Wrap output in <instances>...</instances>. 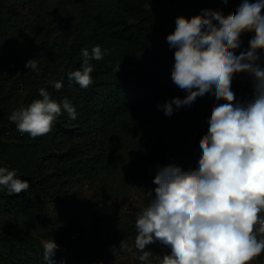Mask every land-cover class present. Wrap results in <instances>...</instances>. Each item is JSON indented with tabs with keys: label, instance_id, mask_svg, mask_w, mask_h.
Listing matches in <instances>:
<instances>
[{
	"label": "trees",
	"instance_id": "1",
	"mask_svg": "<svg viewBox=\"0 0 264 264\" xmlns=\"http://www.w3.org/2000/svg\"><path fill=\"white\" fill-rule=\"evenodd\" d=\"M178 2L0 0V167L15 169L19 178L30 183L18 196L0 187V264H47L42 242L57 234L47 225L52 219L49 204L67 211L71 188L82 182L89 187L103 185L116 172L124 150L136 157L131 175L146 180L154 178L158 166L167 165V137L192 136L199 145L217 103L213 95L198 97L171 116L158 108L186 95L171 79L175 49L167 42L166 25L172 33L176 17L199 15L204 9L223 10L227 15L241 0L227 4L183 0L180 6ZM253 36L243 33L234 54L247 51ZM95 45L106 54L100 61H90L93 82L82 89L68 81L67 73L80 69L81 50L91 51ZM29 59L37 60L38 71L25 67ZM56 80L63 81L60 91L49 83ZM40 88L57 101L67 98L77 118L70 120L65 112L49 134L31 138L17 131L9 115L40 98ZM231 89L238 100L250 98V78L235 75ZM114 195L105 192L106 198ZM120 231L114 226V233ZM54 241L59 248L51 258L53 264H98V248L90 249L83 236L76 240L59 236Z\"/></svg>",
	"mask_w": 264,
	"mask_h": 264
},
{
	"label": "clouds",
	"instance_id": "2",
	"mask_svg": "<svg viewBox=\"0 0 264 264\" xmlns=\"http://www.w3.org/2000/svg\"><path fill=\"white\" fill-rule=\"evenodd\" d=\"M175 25L166 38L175 49L171 79L186 95L173 97L158 108L171 116L205 94L213 95L217 103L207 133L199 141L196 167H157L154 197L135 222L134 244L142 253L138 260L151 264L152 253L145 249L159 242L170 249L159 264H252L264 253V216L260 215L264 213V0H241L227 15L214 9H204L191 18L181 15ZM243 33L254 36L248 50L236 55ZM105 54L100 45L91 51L83 48L81 67L67 73L68 81L87 89L93 82L90 61H100ZM25 67L39 70L36 59H29ZM237 74L250 78L248 99L238 100L231 89ZM49 83L56 91L64 86L62 80ZM39 97L9 115L21 134L31 138L47 135L65 112L70 120L77 118L67 98L57 101L45 88L39 89ZM0 187L18 196L30 183L19 178L15 169L0 167ZM42 247L43 259L53 264L51 258L59 246L48 239ZM125 247L122 241L120 248Z\"/></svg>",
	"mask_w": 264,
	"mask_h": 264
},
{
	"label": "rangeland",
	"instance_id": "3",
	"mask_svg": "<svg viewBox=\"0 0 264 264\" xmlns=\"http://www.w3.org/2000/svg\"><path fill=\"white\" fill-rule=\"evenodd\" d=\"M166 29L171 33L168 25ZM109 49L113 54L115 51L113 43L110 44ZM166 144L168 146L167 165L176 164L185 170L196 167L200 148L193 142L192 136L184 139L183 136L174 134L166 138ZM135 158L129 150H124L116 162V172L110 174L103 185L89 187L87 183L82 182L73 186L66 197L69 203L67 211H60L55 208V203H50L52 219L47 225L57 234L48 237L55 240L56 237L66 236L76 240L72 237L74 234L83 236L90 249L98 248L96 260L98 264L99 262L102 264H142L138 260V256L142 253L135 248L134 244L137 235L135 222L139 211L154 197L153 189L156 185L152 183L154 178L144 180L141 176L131 175L130 168ZM108 184H112L111 187L110 185L107 187ZM123 184L125 187L122 186ZM105 192H113L114 198H106ZM103 203L111 205V212L95 219L92 211L99 209ZM260 215L264 216V213ZM114 226L121 231L114 233ZM92 228H95L93 233ZM122 241L126 244L123 249L120 248ZM113 246L116 248L114 253ZM145 250L152 253L149 258L151 264H159L163 255L170 252V249L159 242L148 245ZM263 261L264 256L260 255L252 261V264H262Z\"/></svg>",
	"mask_w": 264,
	"mask_h": 264
},
{
	"label": "water",
	"instance_id": "4",
	"mask_svg": "<svg viewBox=\"0 0 264 264\" xmlns=\"http://www.w3.org/2000/svg\"><path fill=\"white\" fill-rule=\"evenodd\" d=\"M183 0H179L178 5L180 6L182 4ZM194 16V12H190L188 14V18H191ZM200 117H202V114H199ZM111 212V205L109 203H103L99 206V209H94L92 211L93 217L95 219L99 218L100 215L109 214ZM95 231V228H92L91 232L93 233Z\"/></svg>",
	"mask_w": 264,
	"mask_h": 264
},
{
	"label": "built area",
	"instance_id": "5",
	"mask_svg": "<svg viewBox=\"0 0 264 264\" xmlns=\"http://www.w3.org/2000/svg\"><path fill=\"white\" fill-rule=\"evenodd\" d=\"M1 118V117H0ZM200 135H201V133H199ZM78 234H74L72 237L73 238H77L78 236H77Z\"/></svg>",
	"mask_w": 264,
	"mask_h": 264
},
{
	"label": "crops",
	"instance_id": "6",
	"mask_svg": "<svg viewBox=\"0 0 264 264\" xmlns=\"http://www.w3.org/2000/svg\"><path fill=\"white\" fill-rule=\"evenodd\" d=\"M204 134H206V133H204ZM51 237H47L46 239L48 240V239H50ZM262 264H264V261L262 262Z\"/></svg>",
	"mask_w": 264,
	"mask_h": 264
}]
</instances>
